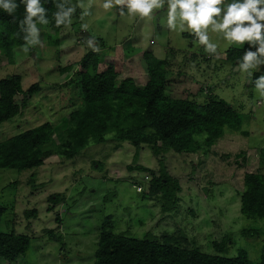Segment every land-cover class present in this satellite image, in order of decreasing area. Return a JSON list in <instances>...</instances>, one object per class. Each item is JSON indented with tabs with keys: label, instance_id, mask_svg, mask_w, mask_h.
Returning <instances> with one entry per match:
<instances>
[{
	"label": "rangeland",
	"instance_id": "obj_1",
	"mask_svg": "<svg viewBox=\"0 0 264 264\" xmlns=\"http://www.w3.org/2000/svg\"><path fill=\"white\" fill-rule=\"evenodd\" d=\"M232 1L224 0L219 7L225 11ZM106 3L111 7L105 9ZM168 7V0H157L149 16L142 17L130 14L126 3L117 5L115 0H72L74 12L67 27L48 40L35 23L30 44L12 51V64L0 54V81L18 75L24 92L39 85L23 112L0 125V142L46 122L54 126L53 138H60L75 103L70 80L90 42L104 47L107 63L124 65L122 77L131 76L140 85L145 51L159 60L168 59L170 97L198 104L212 97L224 100L242 115V130L248 135L225 132L207 152L202 147L196 153L170 150L155 156L149 147L141 146L135 160L136 149L111 134L71 160L54 156L43 166L21 173L0 169V209L5 210L0 232L30 238L20 264H93L105 222L115 235L140 240L148 236L160 243L168 237L181 248L226 258H235L243 250L251 262H259L264 253V221L241 215L240 196L246 173L264 174V92L249 87V76L264 74V57L250 68L232 67L225 62V53L242 47L243 41L228 39L227 30L216 27L224 11L212 18L215 24L201 29L207 43H198L182 37L196 33L180 20L179 8L176 20L168 23ZM119 8L125 15L117 13ZM70 65L74 66L71 72L58 70ZM203 139L199 136L195 142L202 145ZM160 163L180 188L176 209L164 213L160 195H147L149 173L128 169L141 166L157 177ZM135 186L142 192H136ZM53 194L64 201L47 212V198ZM32 210L37 211L36 218H26L24 213ZM244 230H257V234L243 235ZM223 241L225 252L219 253L214 244ZM0 264L8 263L0 259Z\"/></svg>",
	"mask_w": 264,
	"mask_h": 264
},
{
	"label": "trees",
	"instance_id": "obj_2",
	"mask_svg": "<svg viewBox=\"0 0 264 264\" xmlns=\"http://www.w3.org/2000/svg\"><path fill=\"white\" fill-rule=\"evenodd\" d=\"M72 0H39L42 13L32 17L39 23L45 40L67 27L72 13H68ZM12 14L0 8V54L9 64L13 63L12 51L27 46L32 35L29 25L20 26L27 15L21 0ZM237 2L233 0L232 3ZM243 3L244 0H239ZM262 8V5L259 6ZM227 8V7H226ZM118 14L120 15V10ZM226 11V9H225ZM42 15L46 24L39 22ZM215 17H213L214 19ZM61 23L57 26L56 21ZM261 23V21H258ZM234 28L236 27L233 24ZM250 26L245 23L243 27ZM182 37L192 41L199 40L196 34L183 33ZM27 38V39H26ZM99 41V40H98ZM89 51L78 63L77 70L70 80L75 88V103L66 116V126L60 138H53L54 126L46 122L36 128L20 132L0 142V169L15 170L19 173L39 168L51 157L71 160L91 143L102 144L107 135H113L120 143H127L136 149L137 160L141 146H147L155 156L159 152L196 153L203 147L207 152L225 132L247 136L242 130L243 117L224 100L210 98L204 104L189 99L172 98L166 92L171 86L167 78L168 59H157L152 51L142 55L145 64L143 83L137 84L131 76L122 77L124 65L107 63L105 49L99 43H88ZM264 47V29L261 39H245L240 48H230L225 53V62L232 67L250 68L259 58L264 57L260 49ZM251 54L252 58L248 59ZM73 65L59 68L61 73L71 72ZM126 69V68H125ZM249 87L264 92V74L253 73L249 76ZM66 85V84H64ZM39 90L38 84L31 85L27 91L21 87V77L13 75L0 81V125L19 116L27 101ZM21 98L20 101L17 99ZM204 136L202 145L195 142ZM264 153V151H263ZM98 165V163H93ZM133 171L149 173L152 177L148 196L160 195L162 212L173 211L177 206L178 181L168 175L160 163L158 176L141 166L128 168ZM244 190L240 196V213L245 218L264 221V174L246 173L243 177ZM112 194L105 197L109 201ZM63 197L53 194L47 198L50 206L47 212L54 211L62 204ZM0 209V217L4 213ZM26 218H36L37 211H27ZM108 218L106 219V221ZM59 222V218H56ZM243 235L255 236L257 230H244ZM59 241V240H57ZM165 237L162 243L146 236L133 239L124 235H115L112 227L103 223L100 228L97 249L93 264H264V253L257 263L248 259L241 250L235 258L207 255L197 249L181 248ZM226 243L214 244L219 253L225 252ZM30 246L26 235L0 232V259L8 264H20ZM21 261V260H20Z\"/></svg>",
	"mask_w": 264,
	"mask_h": 264
},
{
	"label": "clouds",
	"instance_id": "obj_3",
	"mask_svg": "<svg viewBox=\"0 0 264 264\" xmlns=\"http://www.w3.org/2000/svg\"><path fill=\"white\" fill-rule=\"evenodd\" d=\"M38 2L39 0H21V3L26 5L25 13L27 15L20 21V26L23 27L24 24H28L30 32L37 31L32 17L43 12V9L38 7ZM115 3L117 5L126 3L130 14L139 13L140 16L146 17L151 13L153 6L157 4V0H115ZM222 4H224V0H168V23L171 25L176 20L177 8H179L180 20L186 21L191 32L196 33L199 37L198 43H207L208 36L201 29H206L209 24H215L212 18L214 16L219 17L221 12L224 11L219 7ZM260 5H264V0H244L243 3L237 0V2L228 4L222 17V23L216 27L227 30L226 36L228 39L244 41L245 39L254 38L260 40L261 30L264 29V24L258 23V21H264V8H260ZM17 7L18 5L14 0H0V8H3L8 14H12ZM109 7H111V4H104L105 9ZM72 12H74V8H69L66 15ZM120 14L121 16L125 15L123 9L120 10ZM38 20L41 23H47L42 15L38 17ZM246 22L250 26L243 27ZM60 23L61 21L57 19V26ZM233 24L236 27L229 30ZM260 51L264 52V47ZM247 58L251 59V54Z\"/></svg>",
	"mask_w": 264,
	"mask_h": 264
},
{
	"label": "built area",
	"instance_id": "obj_4",
	"mask_svg": "<svg viewBox=\"0 0 264 264\" xmlns=\"http://www.w3.org/2000/svg\"><path fill=\"white\" fill-rule=\"evenodd\" d=\"M147 181L149 180V178H145ZM134 188H136V192L141 193L142 192V188L135 186Z\"/></svg>",
	"mask_w": 264,
	"mask_h": 264
},
{
	"label": "water",
	"instance_id": "obj_5",
	"mask_svg": "<svg viewBox=\"0 0 264 264\" xmlns=\"http://www.w3.org/2000/svg\"><path fill=\"white\" fill-rule=\"evenodd\" d=\"M90 43H94V42H90Z\"/></svg>",
	"mask_w": 264,
	"mask_h": 264
}]
</instances>
